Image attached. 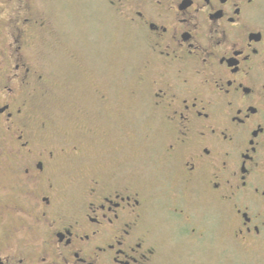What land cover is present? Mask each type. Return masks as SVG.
I'll return each mask as SVG.
<instances>
[{"label":"flooded vegetation","instance_id":"1","mask_svg":"<svg viewBox=\"0 0 264 264\" xmlns=\"http://www.w3.org/2000/svg\"><path fill=\"white\" fill-rule=\"evenodd\" d=\"M49 1L0 0V264H162L171 225L204 241V206L217 222L231 214L235 243L264 250V0H103L144 54L152 124L109 127V173H86L90 131L35 150ZM96 105L115 110L107 95ZM130 145L144 179L128 174Z\"/></svg>","mask_w":264,"mask_h":264},{"label":"rangeland","instance_id":"2","mask_svg":"<svg viewBox=\"0 0 264 264\" xmlns=\"http://www.w3.org/2000/svg\"><path fill=\"white\" fill-rule=\"evenodd\" d=\"M52 1L47 3L55 30L37 53L49 89L47 98L34 100L40 110L32 125L35 150L54 147L62 136L90 131L97 141L93 147L84 148L92 159L86 173H109L116 166L111 157L115 146L106 137L109 127L115 131L127 127L133 132L152 125L149 113H142L138 102V81L145 57L125 24L107 12L103 0H58L55 6ZM103 95L115 101L116 111L96 107L97 96ZM42 122L47 124L46 130L41 128ZM145 149L142 154L151 148L146 145ZM140 155L130 145L125 161L129 162L128 174L132 179H144V167L149 168L148 162L143 164L139 159ZM71 174L62 176L68 182L75 177L74 172ZM146 182L152 183L149 176ZM208 208L204 206L199 216L197 210L194 213V226L198 233H205L204 241L197 246L191 240L181 239L180 228L170 226L167 233L171 240L163 246L162 264H264V250L234 242L231 214L227 212L217 222L213 218L215 212Z\"/></svg>","mask_w":264,"mask_h":264}]
</instances>
